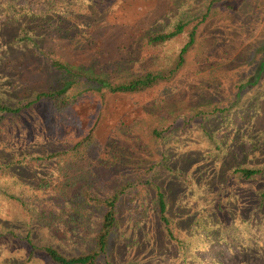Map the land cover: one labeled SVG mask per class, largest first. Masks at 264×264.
<instances>
[{
	"label": "rangeland",
	"instance_id": "rangeland-1",
	"mask_svg": "<svg viewBox=\"0 0 264 264\" xmlns=\"http://www.w3.org/2000/svg\"><path fill=\"white\" fill-rule=\"evenodd\" d=\"M14 1L27 13L0 11V103L10 108L61 86L66 77L52 68L55 60L111 83L164 70L196 27L168 82L107 94L83 80L63 108L36 101L0 114V169L28 162L0 172V264H49L40 250L28 255L26 235L64 254L87 250L86 239L37 223L17 200L48 170L32 157L70 146L90 128L103 148L92 189L124 191L108 264H166L178 251L180 264H264V173L236 171L264 168V0ZM179 23L170 40L147 43ZM157 190L170 236L153 210ZM132 198L146 208L136 227ZM199 222L209 224L210 239L189 252ZM90 223L86 236L97 229V210Z\"/></svg>",
	"mask_w": 264,
	"mask_h": 264
},
{
	"label": "trees",
	"instance_id": "trees-1",
	"mask_svg": "<svg viewBox=\"0 0 264 264\" xmlns=\"http://www.w3.org/2000/svg\"><path fill=\"white\" fill-rule=\"evenodd\" d=\"M26 4H31L37 0H23ZM47 3V2H46ZM0 11L3 16H21L27 13L24 7L16 5L14 0H0ZM7 11V12H6ZM1 13V12H0ZM195 27L187 32V39L181 45L172 63L164 70H148L141 74L111 83L106 79L91 75L76 69L73 66L55 60L51 62L53 69L57 70L66 80L61 86L44 92H38L32 100L22 104L20 107L28 106L36 101L51 102L55 108H63L75 99V95L69 94L80 81H91L95 84L96 91H104L107 94L113 93H137L157 85L160 82L172 80L184 63V56L193 44ZM183 24H176L168 32H157L147 37V43L158 45L170 40L182 31ZM50 104V103H49ZM19 107V108H20ZM19 108H10L0 103V114L13 113ZM103 157V148L94 133L93 128L88 129L82 136L76 139L70 146L48 153L42 157H32L34 165L47 163L48 170L43 175H39L33 184L27 189L24 199H18L19 206L24 208L29 217H33L40 224H57L67 232L86 239L87 250L81 253L64 254L56 248L43 245L36 246L27 237L23 241L27 246L28 255L40 250L44 253L49 264H108L107 250L111 235L118 226L117 205L120 196L123 194L122 186L117 185L109 192L99 195L90 185L93 169L97 162ZM23 159L11 161V165H27ZM20 160V161H19ZM19 161V162H18ZM10 164H2L0 172H3ZM244 178L252 175L264 173V168L259 169H238L236 170ZM135 198L130 200L135 214L131 217L137 225L143 222L146 217V208L142 204L134 203ZM153 210L164 231L171 235L169 222L165 215V201L160 191H155ZM97 210V229L90 235L87 234V227H90V215ZM198 227L189 235V252L208 243L210 238V227L208 223L199 222ZM205 224V225H204ZM203 225V226H202ZM218 226V223H216ZM80 229V230H79ZM81 231V233H79ZM206 236V237H205ZM143 240H134L133 244L138 245ZM199 247V248H200ZM201 247V248H202ZM167 257L166 264H180L182 252ZM163 254V253H161ZM194 257V254H193ZM186 260V259H185Z\"/></svg>",
	"mask_w": 264,
	"mask_h": 264
}]
</instances>
